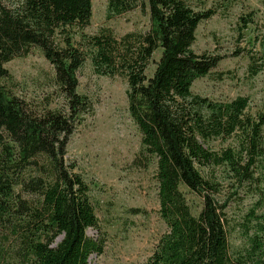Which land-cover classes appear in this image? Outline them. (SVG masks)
Wrapping results in <instances>:
<instances>
[{
    "label": "trees",
    "instance_id": "16d2710c",
    "mask_svg": "<svg viewBox=\"0 0 264 264\" xmlns=\"http://www.w3.org/2000/svg\"><path fill=\"white\" fill-rule=\"evenodd\" d=\"M145 8L147 31L116 35L106 26L85 32L91 0H0V264H88L103 254L104 239L86 234L98 228L89 186L65 158L92 112L78 92L86 61L95 75L126 82L140 134L131 165L155 166L167 231L144 264H264V107L251 112L246 96L217 101L192 92L221 60L193 50L198 26L215 9L187 0H107L105 19ZM241 20L243 30L253 15ZM31 48L52 67L60 108L36 112L6 86L5 65ZM249 70L252 77L261 71L252 63ZM236 238L241 248L231 244Z\"/></svg>",
    "mask_w": 264,
    "mask_h": 264
},
{
    "label": "rangeland",
    "instance_id": "374dc122",
    "mask_svg": "<svg viewBox=\"0 0 264 264\" xmlns=\"http://www.w3.org/2000/svg\"><path fill=\"white\" fill-rule=\"evenodd\" d=\"M187 1L217 11V15L198 26L193 50L197 54L221 57L209 76L194 82L192 92L217 101L246 96L251 112L262 109L264 0ZM91 3L92 17L86 33H95L101 26L109 27L116 35L145 32L149 28L146 8L106 21L107 0H91ZM251 14L253 22L241 30V17ZM237 51L240 53L235 54ZM156 53L154 61L160 51ZM250 63L261 69L254 77L250 75ZM154 67L152 63L149 65L148 76ZM5 68L11 77L6 82L7 88L34 111L63 105L54 88L52 67L36 48H31L26 56L13 59ZM78 81V92L91 101L92 112L84 116L70 137L65 158L68 164L75 165L74 172L84 178L90 189L98 228L88 229L86 234L93 239H104L103 254L91 256L88 264H144L167 227L158 215L154 164L144 169L131 165L140 148V134L128 114L127 84L119 77L95 75L89 61L78 71ZM186 197L193 209H200L196 197L188 193ZM231 244L242 246L238 238Z\"/></svg>",
    "mask_w": 264,
    "mask_h": 264
}]
</instances>
